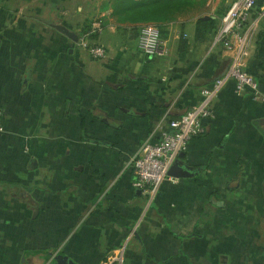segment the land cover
Returning a JSON list of instances; mask_svg holds the SVG:
<instances>
[{
	"label": "crops",
	"instance_id": "1",
	"mask_svg": "<svg viewBox=\"0 0 264 264\" xmlns=\"http://www.w3.org/2000/svg\"><path fill=\"white\" fill-rule=\"evenodd\" d=\"M234 1L163 23L169 53L150 58L137 48L146 23H120L114 0H0V264H100L119 251L120 264H264V103L233 81L183 151L194 174L133 185L142 144L228 69L235 51L212 42ZM92 13L106 59L57 27L79 37ZM199 18L217 23L203 39ZM248 25L244 63L264 92V0Z\"/></svg>",
	"mask_w": 264,
	"mask_h": 264
},
{
	"label": "built area",
	"instance_id": "2",
	"mask_svg": "<svg viewBox=\"0 0 264 264\" xmlns=\"http://www.w3.org/2000/svg\"><path fill=\"white\" fill-rule=\"evenodd\" d=\"M258 0H236L222 19L212 45H224L235 51L226 72L210 85L201 89V100L178 118L171 119L159 137L142 144L132 158L131 167L135 176L134 187L143 192L157 190L167 179H172L169 170L179 154L185 151L190 141L206 132V121L214 117L210 107L211 98L228 82L233 81L235 92H249L254 101L264 103V92L258 81L245 67L244 58L249 54V45L254 34V26H249V18ZM104 31L101 17L91 21L89 28L79 36V45L85 48L93 59L108 57V49L97 40ZM236 39V41H234ZM138 50L147 57L166 56L168 46L161 38L160 28L155 23L141 26L137 38ZM2 111L0 110V130ZM122 251L113 252L100 264H120Z\"/></svg>",
	"mask_w": 264,
	"mask_h": 264
},
{
	"label": "trees",
	"instance_id": "3",
	"mask_svg": "<svg viewBox=\"0 0 264 264\" xmlns=\"http://www.w3.org/2000/svg\"><path fill=\"white\" fill-rule=\"evenodd\" d=\"M201 1L204 5L207 0ZM198 2V0H114L112 14L120 23L151 22L161 26L177 15L196 8ZM216 25V20L212 18L206 20L199 18L197 20L198 39H203L204 32L214 29ZM88 28H84V30Z\"/></svg>",
	"mask_w": 264,
	"mask_h": 264
},
{
	"label": "water",
	"instance_id": "4",
	"mask_svg": "<svg viewBox=\"0 0 264 264\" xmlns=\"http://www.w3.org/2000/svg\"><path fill=\"white\" fill-rule=\"evenodd\" d=\"M203 18H208L203 17ZM57 27L63 31L66 35H68L69 37H71L73 40H75L76 42L79 41V37L77 35L76 32L68 29L66 26L64 25H57ZM184 157L185 154L184 152H181L179 154V158L172 164L170 170H169V175L173 176V177H188V176H192L194 173L192 172V167H189L187 164L184 163ZM54 264H79L76 261H74L72 258L70 257H65L63 255H57L55 257L54 260Z\"/></svg>",
	"mask_w": 264,
	"mask_h": 264
},
{
	"label": "rangeland",
	"instance_id": "5",
	"mask_svg": "<svg viewBox=\"0 0 264 264\" xmlns=\"http://www.w3.org/2000/svg\"><path fill=\"white\" fill-rule=\"evenodd\" d=\"M199 2H198V5H197V10H199V13L201 14V8H202V1L201 0H198ZM94 11V10H93ZM95 13V12H94ZM94 13H92V19L94 18H99V17H101V15L100 14H95V15H93ZM94 16V17H93ZM96 16V17H95ZM99 16V17H98ZM102 18V17H101ZM89 19V18H88ZM103 19V18H102ZM92 21V20H91ZM103 22H104V19H103Z\"/></svg>",
	"mask_w": 264,
	"mask_h": 264
}]
</instances>
